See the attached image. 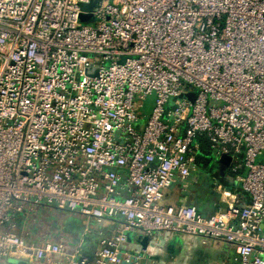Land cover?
Returning a JSON list of instances; mask_svg holds the SVG:
<instances>
[{
  "label": "built area",
  "instance_id": "2783aa9c",
  "mask_svg": "<svg viewBox=\"0 0 264 264\" xmlns=\"http://www.w3.org/2000/svg\"><path fill=\"white\" fill-rule=\"evenodd\" d=\"M91 1L0 0V262L158 264L125 243L130 231H167L226 240L240 264H264V0L84 10ZM199 135L214 163L232 157L227 171L248 203L232 189L210 215L165 203L198 169ZM43 205L114 221L116 232L90 259L13 229Z\"/></svg>",
  "mask_w": 264,
  "mask_h": 264
},
{
  "label": "crops",
  "instance_id": "0c3cea01",
  "mask_svg": "<svg viewBox=\"0 0 264 264\" xmlns=\"http://www.w3.org/2000/svg\"><path fill=\"white\" fill-rule=\"evenodd\" d=\"M261 156H258V161L264 162ZM198 166L189 179L188 187L183 182H178L166 194V204L179 206L195 203L199 211L210 215L222 206L220 196L224 189H232L237 193L240 203L251 200L228 171L225 176L220 177L219 162L212 168L199 162ZM116 227L114 221L97 222L78 212L43 205L28 217L19 215L13 229L30 241L61 242L67 253L93 259L103 239L114 234ZM125 247L133 251L147 248L158 264H240L232 243L199 235L130 231ZM58 258V255L54 256L53 262ZM53 262L44 261L41 264ZM0 264H39V261L13 256L2 260Z\"/></svg>",
  "mask_w": 264,
  "mask_h": 264
},
{
  "label": "water",
  "instance_id": "95a60500",
  "mask_svg": "<svg viewBox=\"0 0 264 264\" xmlns=\"http://www.w3.org/2000/svg\"><path fill=\"white\" fill-rule=\"evenodd\" d=\"M97 4H98V0H92L90 3L82 4V7L84 10L90 11V10H93V8L97 6ZM81 20L84 22H90V21L95 20V16L91 13H82ZM88 72H91V69H88ZM195 96H196L195 92L189 94V97L192 100H194ZM231 158L232 157L227 154L221 155L219 159V166H218V170H219L221 177L225 176L227 169H228V165L231 162Z\"/></svg>",
  "mask_w": 264,
  "mask_h": 264
},
{
  "label": "trees",
  "instance_id": "16d2710c",
  "mask_svg": "<svg viewBox=\"0 0 264 264\" xmlns=\"http://www.w3.org/2000/svg\"><path fill=\"white\" fill-rule=\"evenodd\" d=\"M198 141L201 143V149L197 161L205 167H214L215 163L210 139L206 135H199Z\"/></svg>",
  "mask_w": 264,
  "mask_h": 264
},
{
  "label": "rangeland",
  "instance_id": "374dc122",
  "mask_svg": "<svg viewBox=\"0 0 264 264\" xmlns=\"http://www.w3.org/2000/svg\"><path fill=\"white\" fill-rule=\"evenodd\" d=\"M106 65L109 66V62H107ZM155 99H156V94H152L146 97L145 101L143 102V106L140 108V113L142 115H147L152 111L155 104ZM220 103L221 102H218V104ZM175 105H176V99L174 97H171L168 102V110L173 109ZM261 158L264 160V155H262Z\"/></svg>",
  "mask_w": 264,
  "mask_h": 264
}]
</instances>
